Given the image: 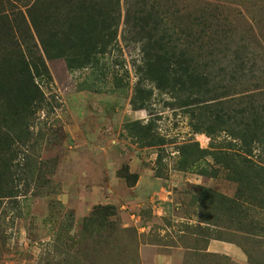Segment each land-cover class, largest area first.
I'll list each match as a JSON object with an SVG mask.
<instances>
[{
  "label": "rangeland",
  "instance_id": "rangeland-1",
  "mask_svg": "<svg viewBox=\"0 0 264 264\" xmlns=\"http://www.w3.org/2000/svg\"><path fill=\"white\" fill-rule=\"evenodd\" d=\"M88 1L0 0V264H264V0Z\"/></svg>",
  "mask_w": 264,
  "mask_h": 264
},
{
  "label": "crops",
  "instance_id": "crops-1",
  "mask_svg": "<svg viewBox=\"0 0 264 264\" xmlns=\"http://www.w3.org/2000/svg\"><path fill=\"white\" fill-rule=\"evenodd\" d=\"M144 177L145 176H143V175H138V178H137V180L135 182V185L133 187L129 188L130 192L136 194L135 201H142V200L146 201V200H148V201H150V203L152 205H155L158 202L157 201L158 199L150 200V198L152 196H146L147 195L146 192H143V196L140 195V194L139 195L137 194L138 193V189L144 188L145 186L147 188L146 189L147 191L151 190L150 187L153 184L152 181L150 180L151 178H149V175L146 176L147 178L146 177L144 178ZM141 183H143V184L141 185ZM146 197H148V198H146ZM163 200H164V198H163ZM163 200H162V202H163ZM161 208L164 209V206L161 205ZM150 252H151L150 249L147 248V247H144V246L140 249V254H141V256H142L144 261L147 260V258L149 257ZM228 253L230 255L238 256L237 249L233 248V247H228ZM150 258H152V263H150V264H167L168 262H172V261L176 262L174 259H172L173 258L172 254H169V255L168 254L167 255H163V254L162 255H157V254H155L154 256H150ZM171 259H172V261H171Z\"/></svg>",
  "mask_w": 264,
  "mask_h": 264
},
{
  "label": "trees",
  "instance_id": "trees-1",
  "mask_svg": "<svg viewBox=\"0 0 264 264\" xmlns=\"http://www.w3.org/2000/svg\"><path fill=\"white\" fill-rule=\"evenodd\" d=\"M78 9L79 11L82 13H85L83 15L84 17V22L86 23L85 24V27L89 26L91 27V31H94L97 27L99 29H101L103 32H107L106 36L110 37L111 35V32L109 31L110 28V25H107L105 24L103 20H100L99 21H93L92 18H91V14L92 15H95L96 17H100L101 16V13H102V9L101 7L99 6V3L96 2V1H93V0H89L88 2L86 3H81L79 6H78ZM98 20V19H97ZM101 37H105V35H102ZM157 51L161 53L162 51V47L158 46L157 47ZM158 59H162L160 57H157ZM180 71L183 70L181 69L180 67L178 68ZM177 69V70H178ZM170 70V69H168ZM182 75H184V78H188L191 77L192 75V72H189V71H182L181 72ZM122 231H117L116 234H120Z\"/></svg>",
  "mask_w": 264,
  "mask_h": 264
}]
</instances>
